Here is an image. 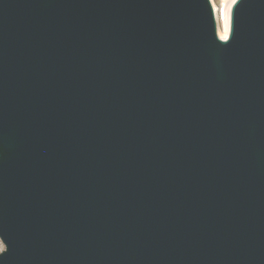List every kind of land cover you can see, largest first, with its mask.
<instances>
[{
	"label": "water",
	"instance_id": "obj_1",
	"mask_svg": "<svg viewBox=\"0 0 264 264\" xmlns=\"http://www.w3.org/2000/svg\"><path fill=\"white\" fill-rule=\"evenodd\" d=\"M0 264H264V0H0Z\"/></svg>",
	"mask_w": 264,
	"mask_h": 264
},
{
	"label": "bare ground",
	"instance_id": "obj_2",
	"mask_svg": "<svg viewBox=\"0 0 264 264\" xmlns=\"http://www.w3.org/2000/svg\"><path fill=\"white\" fill-rule=\"evenodd\" d=\"M210 1L216 17L217 34L220 38L224 39L229 33V11L234 0H221L220 6H216L212 0ZM1 250L2 244L0 242Z\"/></svg>",
	"mask_w": 264,
	"mask_h": 264
},
{
	"label": "rangeland",
	"instance_id": "obj_3",
	"mask_svg": "<svg viewBox=\"0 0 264 264\" xmlns=\"http://www.w3.org/2000/svg\"><path fill=\"white\" fill-rule=\"evenodd\" d=\"M214 3H215V5L216 6H220V4H221V0H212ZM1 242V241H0ZM2 244V243H1ZM4 247H3V244H2V249H3Z\"/></svg>",
	"mask_w": 264,
	"mask_h": 264
}]
</instances>
